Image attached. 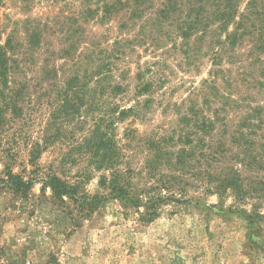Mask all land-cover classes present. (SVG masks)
Returning a JSON list of instances; mask_svg holds the SVG:
<instances>
[{
    "label": "rangeland",
    "instance_id": "rangeland-1",
    "mask_svg": "<svg viewBox=\"0 0 264 264\" xmlns=\"http://www.w3.org/2000/svg\"><path fill=\"white\" fill-rule=\"evenodd\" d=\"M5 45L0 175L38 180L0 186V264H264V0H0V72ZM93 133L136 200L101 189ZM51 171L107 200L82 219Z\"/></svg>",
    "mask_w": 264,
    "mask_h": 264
},
{
    "label": "trees",
    "instance_id": "trees-1",
    "mask_svg": "<svg viewBox=\"0 0 264 264\" xmlns=\"http://www.w3.org/2000/svg\"><path fill=\"white\" fill-rule=\"evenodd\" d=\"M218 15H216L217 17ZM224 16V15H222ZM9 45V42H8ZM6 46L1 48V59H2V71L0 72V95L3 97L2 102H0V127L5 126L7 121L6 112L11 109L14 117L18 116L22 112L21 103L19 101V96L8 97L6 94L7 81H8V63L10 58L7 57ZM93 136L89 140V146L92 144L96 149L89 150L88 155L93 165V170L98 172H105L108 174H102L100 176V187L101 189L108 191L109 196H114L130 202L135 198H138L135 193L131 190V184L128 179V172L124 171L120 167V156L117 146L110 141L108 145H105L103 141H99V136ZM46 141V137L44 142ZM97 142V143H96ZM96 143V144H95ZM105 145V148L103 147ZM40 145L37 144L36 147L29 153V163L33 166L37 164V160L41 155ZM103 148V149H102ZM9 155L2 156L3 171L0 175V186L4 188H9L15 195L23 196L27 193L33 182L35 180L26 181L20 175L14 173L12 163L9 161ZM11 160V157H10ZM16 163V159H13ZM161 160V150H156L151 160L149 161V166H155L160 163ZM39 176V175H37ZM45 187L52 190V196L57 201L61 202L62 205H70L72 202L75 204L81 218H87L93 214L100 206V204L107 200V197L102 194H96L90 196L89 194L81 191L82 182H77L75 184H70L69 182L63 180L59 177L56 172L51 171L48 173L44 179L41 180ZM137 202V201H136Z\"/></svg>",
    "mask_w": 264,
    "mask_h": 264
}]
</instances>
